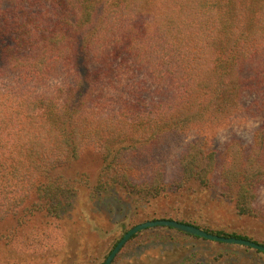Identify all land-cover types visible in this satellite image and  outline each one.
<instances>
[{
	"label": "trees",
	"instance_id": "obj_1",
	"mask_svg": "<svg viewBox=\"0 0 264 264\" xmlns=\"http://www.w3.org/2000/svg\"><path fill=\"white\" fill-rule=\"evenodd\" d=\"M247 121L248 143L181 142ZM87 151L95 173L71 174ZM79 187L178 211L221 198L264 223V0H0V224L13 222L0 246L15 240L0 264L53 252ZM165 216L145 219L254 241L196 214Z\"/></svg>",
	"mask_w": 264,
	"mask_h": 264
},
{
	"label": "rangeland",
	"instance_id": "obj_2",
	"mask_svg": "<svg viewBox=\"0 0 264 264\" xmlns=\"http://www.w3.org/2000/svg\"><path fill=\"white\" fill-rule=\"evenodd\" d=\"M256 126L255 121L225 124L206 132H189L181 142L203 136L211 149L222 151L225 144L233 138L250 142ZM175 153L174 148L164 162L169 174L174 169L171 156ZM95 159L96 156L87 151L70 167L69 172L72 174L75 171H84L93 174L98 168ZM203 198L205 197L201 199ZM207 199L194 202L191 210L185 208L191 201L185 200L177 205L180 207L178 211L170 210L164 200L137 202V199L120 189H109L92 195L84 187H79L63 205L60 214L61 243L56 249L43 253L35 260L30 259L27 253L25 259L13 261L11 264H100L104 262L113 244L128 229L149 220L145 217L170 215L176 218L177 213L183 216L196 214L213 229L246 234L255 242L264 244V223L260 219L238 217L228 201L218 198L206 202ZM259 200H264V190L261 191ZM12 225V221L0 224V234ZM159 228L163 227L150 228L136 234V238H131L125 244L111 264H178L184 258L192 256L196 263L264 264V255L243 250L240 246L188 237L175 230ZM25 233H29V229ZM13 242L0 246V253L5 256L11 251L15 252Z\"/></svg>",
	"mask_w": 264,
	"mask_h": 264
},
{
	"label": "water",
	"instance_id": "obj_3",
	"mask_svg": "<svg viewBox=\"0 0 264 264\" xmlns=\"http://www.w3.org/2000/svg\"><path fill=\"white\" fill-rule=\"evenodd\" d=\"M156 227H166L171 228L175 231L181 232L183 234H187L190 236L199 237L208 241L218 242V243H225L230 245H237V246H243L246 248H250L256 251H260L264 253V245L256 243L254 241H250L247 239H240L235 237H223L218 236L214 234L207 233L203 230H201L198 227H195L193 225L181 223L175 220L170 219H155V220H147L145 222H141L139 224H136L132 226L130 229H128L122 237L118 240L116 245L112 248V250L109 252L107 257L105 258L104 262L102 264H111L116 257V255L120 252V250L125 246V244L136 234L150 229V228H156Z\"/></svg>",
	"mask_w": 264,
	"mask_h": 264
}]
</instances>
